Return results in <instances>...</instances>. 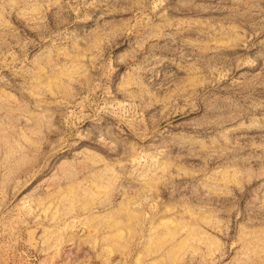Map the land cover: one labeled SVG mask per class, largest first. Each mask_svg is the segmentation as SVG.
<instances>
[{
    "label": "rangeland",
    "instance_id": "374dc122",
    "mask_svg": "<svg viewBox=\"0 0 264 264\" xmlns=\"http://www.w3.org/2000/svg\"><path fill=\"white\" fill-rule=\"evenodd\" d=\"M0 264H264V0H0Z\"/></svg>",
    "mask_w": 264,
    "mask_h": 264
}]
</instances>
